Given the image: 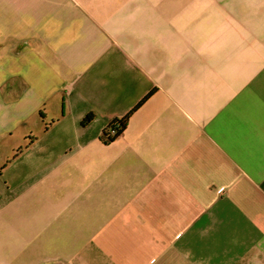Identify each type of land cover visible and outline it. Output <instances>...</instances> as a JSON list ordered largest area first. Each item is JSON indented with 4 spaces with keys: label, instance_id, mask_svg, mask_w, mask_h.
Wrapping results in <instances>:
<instances>
[{
    "label": "crops",
    "instance_id": "0c3cea01",
    "mask_svg": "<svg viewBox=\"0 0 264 264\" xmlns=\"http://www.w3.org/2000/svg\"><path fill=\"white\" fill-rule=\"evenodd\" d=\"M0 264H264V0H0Z\"/></svg>",
    "mask_w": 264,
    "mask_h": 264
},
{
    "label": "built area",
    "instance_id": "2783aa9c",
    "mask_svg": "<svg viewBox=\"0 0 264 264\" xmlns=\"http://www.w3.org/2000/svg\"><path fill=\"white\" fill-rule=\"evenodd\" d=\"M122 119V118H121ZM121 119H116L112 121L105 129V135L103 139L105 141H110L119 136L122 131Z\"/></svg>",
    "mask_w": 264,
    "mask_h": 264
},
{
    "label": "trees",
    "instance_id": "16d2710c",
    "mask_svg": "<svg viewBox=\"0 0 264 264\" xmlns=\"http://www.w3.org/2000/svg\"><path fill=\"white\" fill-rule=\"evenodd\" d=\"M129 116L130 115H127L126 117H123L121 119V125H122V131L125 129L126 125H127V122H128V119H129ZM92 119V115H88L86 120L87 121H90ZM121 131V132H122ZM105 135V130L103 131V135H102V139H103V136ZM120 135V134H119ZM104 140V139H103ZM113 139H111L110 141H112ZM105 141V140H104ZM106 142H109V141H106Z\"/></svg>",
    "mask_w": 264,
    "mask_h": 264
}]
</instances>
